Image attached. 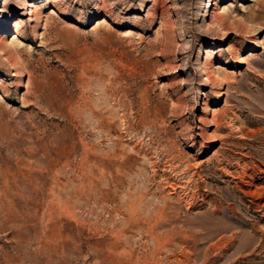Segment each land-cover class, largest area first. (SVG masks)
I'll return each mask as SVG.
<instances>
[{
  "label": "rangeland",
  "instance_id": "374dc122",
  "mask_svg": "<svg viewBox=\"0 0 264 264\" xmlns=\"http://www.w3.org/2000/svg\"><path fill=\"white\" fill-rule=\"evenodd\" d=\"M0 264H264V0H0Z\"/></svg>",
  "mask_w": 264,
  "mask_h": 264
},
{
  "label": "bare ground",
  "instance_id": "6f19581e",
  "mask_svg": "<svg viewBox=\"0 0 264 264\" xmlns=\"http://www.w3.org/2000/svg\"><path fill=\"white\" fill-rule=\"evenodd\" d=\"M35 7H36V5L35 4H31L30 5V8H34L35 9ZM21 45H23V44H21ZM25 45V44H24ZM23 47V46H22Z\"/></svg>",
  "mask_w": 264,
  "mask_h": 264
}]
</instances>
